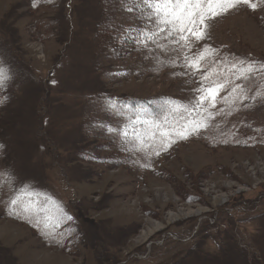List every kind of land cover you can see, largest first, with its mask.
I'll use <instances>...</instances> for the list:
<instances>
[{
    "label": "rangeland",
    "instance_id": "374dc122",
    "mask_svg": "<svg viewBox=\"0 0 264 264\" xmlns=\"http://www.w3.org/2000/svg\"><path fill=\"white\" fill-rule=\"evenodd\" d=\"M254 2L181 51L165 33L139 43L153 26L121 0H0V264H264ZM203 74L223 85L215 106L184 112ZM187 120L208 126L179 138ZM23 184L37 195L11 204Z\"/></svg>",
    "mask_w": 264,
    "mask_h": 264
},
{
    "label": "snow or ice",
    "instance_id": "6c2138e0",
    "mask_svg": "<svg viewBox=\"0 0 264 264\" xmlns=\"http://www.w3.org/2000/svg\"><path fill=\"white\" fill-rule=\"evenodd\" d=\"M250 5L253 9L257 7L254 0H121V6L128 12H138V18L144 19L148 24L153 26V31L146 32L144 29H136L139 35L144 36L143 40L138 41L146 46L147 41L153 40L160 33H165L166 38H171L172 42L180 45V50L191 48L195 41H200L209 36L208 21L217 16L227 13L230 9L235 8L239 4ZM127 32L134 31L127 29ZM179 37V39H176ZM125 38H128L125 36ZM214 50L207 46L192 56L184 55V66L195 72H199L201 62L210 56ZM245 71L251 75L257 69L252 65H247ZM248 75L238 77V79H247ZM9 77L3 68H0V85H3ZM201 80L205 81L194 92L197 94L193 101H189L188 105L181 104L184 112L190 109H202L207 112L205 104L214 107L216 98L222 90L223 85L217 84L210 79V74L201 75ZM240 88L239 85L236 86ZM199 115V113H197ZM211 116V113H208ZM207 123H197L196 121L187 120L176 135L179 138L186 139L188 135L196 132L201 127H207ZM162 140H170V132H166L161 125H156ZM127 137V132L124 133ZM155 136V133L153 134ZM141 143L143 140L137 137ZM170 146V143L168 144ZM158 154V153H157ZM0 175H4L0 173ZM37 195L30 184H23L15 189V198L10 201L11 204L24 203L23 197Z\"/></svg>",
    "mask_w": 264,
    "mask_h": 264
},
{
    "label": "trees",
    "instance_id": "16d2710c",
    "mask_svg": "<svg viewBox=\"0 0 264 264\" xmlns=\"http://www.w3.org/2000/svg\"><path fill=\"white\" fill-rule=\"evenodd\" d=\"M262 76L258 75L256 76V79H254V82H257V85H259V83L261 82Z\"/></svg>",
    "mask_w": 264,
    "mask_h": 264
}]
</instances>
